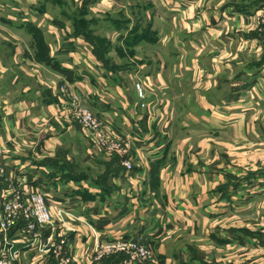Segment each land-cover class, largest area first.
I'll return each instance as SVG.
<instances>
[{"label":"crops","instance_id":"1","mask_svg":"<svg viewBox=\"0 0 264 264\" xmlns=\"http://www.w3.org/2000/svg\"><path fill=\"white\" fill-rule=\"evenodd\" d=\"M82 9L113 22V40L136 36L126 42L135 68L115 56L113 70L99 60L71 26ZM263 11L264 0H0V36L14 39L10 47L0 40L2 180L45 195L54 219L38 228L42 239L59 243L66 233L67 256L93 264L87 253L99 237L138 235L167 264L164 241L184 227L186 244H204L196 256L181 247L185 264H209L228 250L234 264H263L251 257L264 252V44L253 20ZM135 82L145 88L144 107ZM58 84L129 137V151L105 157L92 145L101 159L82 172L75 144L88 140L65 120L67 97L51 88ZM58 208L73 215L67 224ZM247 213L248 225L240 221ZM23 225L9 231L20 249L12 264H57L56 246L37 253Z\"/></svg>","mask_w":264,"mask_h":264},{"label":"built area","instance_id":"2","mask_svg":"<svg viewBox=\"0 0 264 264\" xmlns=\"http://www.w3.org/2000/svg\"><path fill=\"white\" fill-rule=\"evenodd\" d=\"M262 43L264 44V41ZM134 88L136 95L140 99L139 105L144 107L146 99L144 86L140 82H135ZM61 92L69 101V104L66 105L69 115L90 132L94 144L107 153L115 152L123 156L129 151L132 143L128 137H122L120 134L107 128L106 122L81 102L77 96L69 95L66 87L62 86ZM62 110L64 111L65 109L62 107ZM104 128H107L108 131ZM123 163L126 168L132 169L130 162L124 161ZM6 164L5 148L0 142V264H12L13 259L20 250L9 237L10 228L19 221L20 217L24 221L21 231L26 235L25 242L27 245L35 243L41 250L42 248H46L48 244L46 251L56 246L54 249L55 255L60 256L65 261L68 256L63 252L62 241L54 243L52 237L44 240L40 235L35 234L38 228L52 225L54 219V214L48 208L45 195L37 189L26 193L21 184H16L9 179L2 180ZM4 181H7V186L3 185ZM56 214L55 217L61 223H63L64 217L73 216L70 210L66 208H58ZM123 250H129V253L137 255L141 260L146 259L150 252L145 245L138 241H131L122 237L102 240L99 237L92 244L87 256L93 261L108 254L109 251L120 252Z\"/></svg>","mask_w":264,"mask_h":264},{"label":"rangeland","instance_id":"3","mask_svg":"<svg viewBox=\"0 0 264 264\" xmlns=\"http://www.w3.org/2000/svg\"><path fill=\"white\" fill-rule=\"evenodd\" d=\"M5 9L7 11V7ZM262 14H263V17H262ZM118 15H116V16H118ZM257 15H258L257 17L255 16V18H253V20L256 21L255 30L257 33H259V39H261V41L263 42L264 41V11H263V13L257 14ZM86 16H88V15L85 12V10H83V9L81 11L77 12L75 17H78L79 19L75 18L74 20H72L71 26L73 27L74 31H77V29L82 30L81 33L79 32L81 34V36L84 37V33H85V36H87L90 39V41L93 43V45L100 52L101 58L98 57L99 60H101L103 63H107L108 67L113 70L112 65L115 62V57H118L124 63V64H121V66H124L126 64L129 65V63H130V66H132V68H135V64H136V60H137V59H135L136 50L134 52V50H132L131 47H128L126 45V42L129 44H133V42H135L134 40L136 39V36L135 35H127V34L125 35V33H122V35L120 36L118 41H115V38H114V40L112 38V34H113L112 32L113 31H112V28L110 26L113 22H110L108 20H101V19H99V20L98 19H87ZM253 20H251V22ZM111 21H114V20H111ZM169 22L172 23V26L176 25V21L172 18H169ZM113 27H116V25H113ZM132 31H135V26H133ZM1 35L6 37V39H5L2 36H0V40L4 41V44L6 45V47L12 46L11 41H14V39L9 34H1ZM163 41H164V43H166L167 38ZM116 42H118V44L114 45ZM169 44H171V41ZM240 46L242 48L245 47V45H243L242 42L240 43ZM53 49L55 50V46ZM185 50L186 49L182 48L181 53L184 54ZM110 53H114V54L110 55ZM137 62H139V60H137ZM48 77H50V76H48ZM39 78L44 79V76L39 75ZM56 86L59 88L60 93H62L61 92L62 86H60V84L55 85V87L54 86L51 87L53 89V91L55 92V90L57 89ZM150 89L153 91V89L151 87H150ZM59 91H58V94H60ZM60 96H61V94H60ZM68 104H69V101L64 99L62 102V107L65 109L64 113L68 112L67 108H66V105H68ZM62 107H61V110H62ZM67 115L68 116L65 117L66 118L65 120H70L67 122H72V123L77 124L82 129V131L85 133V137L88 140V141H86L83 137H81L79 142L77 144H75V148L77 149L76 155H75L76 160H78L79 162L81 161L80 163H81L82 172L93 173V171H89V168L94 166L92 164L93 160L96 158L101 159V156L98 153L95 154L96 151H94V153L92 152V149H94L93 146L97 150L101 151L100 153H104L105 157L115 155L116 153L115 152L107 153L103 149L99 148L96 144H94L90 132L85 127H83L75 118L70 116L69 113H67ZM104 129L106 131H108L107 128H104ZM177 133L178 134L182 133V131L177 130ZM175 135H176V132H175ZM128 139L130 140L129 137H128ZM64 142H66V143L69 142V140L66 136L64 138ZM120 164H121V162H120ZM243 217H246V218L240 219V221L242 223L248 225V222L250 221V219L248 218L249 213H247ZM20 219H22V218L20 217ZM63 223L67 224L66 217L63 218ZM183 228H178L180 230L176 229L174 235L170 232L169 233L170 236L167 237L164 241L163 249L167 253V256H169V258H171L170 261H168V263H170V264H185L186 258L180 257L177 254L180 251L182 246H187L186 248H184V251H182L184 254L187 253L186 250H188L190 252V255H192V253H194L193 256L199 255V253L201 252L200 247H201V244H203V243H200L201 239L198 240V242H197L198 244L195 243L196 246L186 244V243H188L187 239H188L190 233L186 229H183ZM35 234L39 235V232L37 231V232H35ZM66 235L67 234L65 233L64 235H62L60 237V241L63 242L62 243L63 247H65L66 243H67V240H66L67 236ZM165 235H167V234H165ZM32 237H34V236L32 235ZM125 238H127L131 241H138L139 243L145 245L150 251L149 254L147 255V258L141 260V259H139V257L137 255H135L133 253H129V250H123L120 252L109 251L108 254H105V255L101 256L100 258L93 260L92 263L93 264H157L155 261L153 252H152V248H151L150 244L147 243L146 240H144L143 238H141L138 235L125 237ZM47 247H48V244H47ZM47 247L42 248L40 250V247H37V245L35 244L34 245V249H35L34 251H36L37 253H44L46 251ZM210 247H212V245H210ZM213 247H215V246H213ZM63 252H65V254H66V251H63ZM19 253H20V250L18 251V254ZM220 253H222V252H220ZM234 253L235 252L233 250H228V251H226V255L223 257L221 254H217L214 257H210L209 258V261H210L209 264H234V262H233L235 259ZM246 253H247V250L243 249V254H246ZM18 254L13 259V262L18 257ZM184 254H183V256H184ZM179 257L181 258L180 260H178ZM251 257L255 260V262L264 264V252L260 253V254L251 253ZM224 259H225V261H224ZM161 261L163 262V260H161ZM74 263H75V261L73 262L71 257H68L65 261L61 258H58V261H57V264H74ZM242 263L246 264V262L244 260H242L240 262L235 261V264H242Z\"/></svg>","mask_w":264,"mask_h":264}]
</instances>
